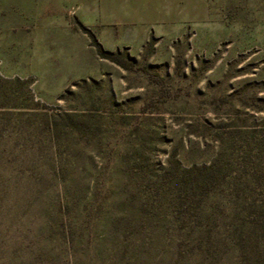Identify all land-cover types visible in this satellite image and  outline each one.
Returning a JSON list of instances; mask_svg holds the SVG:
<instances>
[{
  "label": "rangeland",
  "instance_id": "obj_1",
  "mask_svg": "<svg viewBox=\"0 0 264 264\" xmlns=\"http://www.w3.org/2000/svg\"><path fill=\"white\" fill-rule=\"evenodd\" d=\"M0 264H264V0H0Z\"/></svg>",
  "mask_w": 264,
  "mask_h": 264
},
{
  "label": "trees",
  "instance_id": "obj_2",
  "mask_svg": "<svg viewBox=\"0 0 264 264\" xmlns=\"http://www.w3.org/2000/svg\"><path fill=\"white\" fill-rule=\"evenodd\" d=\"M97 53H98L99 55L103 56V57L106 56V53L102 51V49H101L100 46H98ZM113 60H115V61L118 62V59H116V58L113 59Z\"/></svg>",
  "mask_w": 264,
  "mask_h": 264
}]
</instances>
